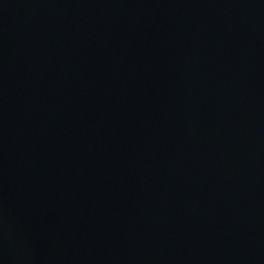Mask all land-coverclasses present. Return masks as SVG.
Listing matches in <instances>:
<instances>
[{
    "label": "water",
    "instance_id": "obj_1",
    "mask_svg": "<svg viewBox=\"0 0 264 264\" xmlns=\"http://www.w3.org/2000/svg\"><path fill=\"white\" fill-rule=\"evenodd\" d=\"M0 264H264V0H0Z\"/></svg>",
    "mask_w": 264,
    "mask_h": 264
}]
</instances>
